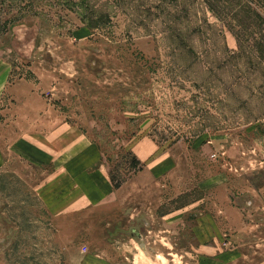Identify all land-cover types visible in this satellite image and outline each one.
<instances>
[{
	"label": "rangeland",
	"instance_id": "obj_1",
	"mask_svg": "<svg viewBox=\"0 0 264 264\" xmlns=\"http://www.w3.org/2000/svg\"><path fill=\"white\" fill-rule=\"evenodd\" d=\"M0 264H264V0H0Z\"/></svg>",
	"mask_w": 264,
	"mask_h": 264
},
{
	"label": "crops",
	"instance_id": "obj_2",
	"mask_svg": "<svg viewBox=\"0 0 264 264\" xmlns=\"http://www.w3.org/2000/svg\"><path fill=\"white\" fill-rule=\"evenodd\" d=\"M150 167H151V170L154 169V168H155L154 163H153L152 165H150ZM146 169H148V167H145V168H144V170H146ZM145 175H149L148 177H152V176L150 175V173L145 174ZM152 178H153V177H152Z\"/></svg>",
	"mask_w": 264,
	"mask_h": 264
}]
</instances>
